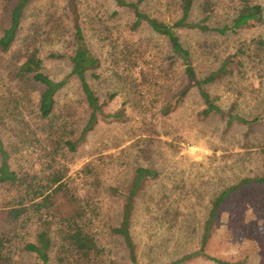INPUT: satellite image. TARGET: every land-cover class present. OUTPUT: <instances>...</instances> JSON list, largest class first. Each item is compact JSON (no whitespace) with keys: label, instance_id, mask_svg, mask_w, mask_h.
Masks as SVG:
<instances>
[{"label":"trees","instance_id":"trees-1","mask_svg":"<svg viewBox=\"0 0 264 264\" xmlns=\"http://www.w3.org/2000/svg\"><path fill=\"white\" fill-rule=\"evenodd\" d=\"M38 1L0 0V264H116L108 240L123 247L130 264H142L133 218L141 194L161 173L137 164L126 190L111 187L121 207L117 218L107 223L101 174L87 165L80 172L87 187H80L68 176L70 158L101 122L127 124L134 112L147 111L148 105L166 116L193 92L204 106L201 117L218 116L227 120V127L238 124L250 134L260 118L225 111L211 93L241 65L237 55L220 61L214 46L197 48L185 43L183 35L226 37L255 28L264 23V7L257 0H234L233 15L223 21V0H110L133 14L132 24L124 27L118 24V11L84 9L81 0H66L62 10L30 13ZM152 4L164 10L163 18L148 11ZM87 25L106 35L112 49L116 91L105 98L92 85L100 79L102 65L88 44ZM145 29L155 40L137 37ZM67 43L71 72L57 82L47 73L45 61L65 55L51 50L44 56V50ZM257 49L264 58V39L257 41ZM211 55L212 64L206 67L203 61ZM72 81L80 91L79 110L58 101ZM119 96L126 99L122 108L108 112ZM145 128L144 132H156L147 124ZM249 186L264 187V174L222 190L203 226L199 251L165 264H186L199 257L212 264H240L206 255L204 249L221 207ZM177 219V213L167 211L161 222L174 227Z\"/></svg>","mask_w":264,"mask_h":264},{"label":"rangeland","instance_id":"rangeland-1","mask_svg":"<svg viewBox=\"0 0 264 264\" xmlns=\"http://www.w3.org/2000/svg\"><path fill=\"white\" fill-rule=\"evenodd\" d=\"M81 1L84 9L91 7L95 12L118 11V24L124 27L134 21L131 12L117 8L110 0ZM223 1L220 17L224 21L233 15L237 3ZM257 2L264 7V0ZM65 6L66 0H40L31 7L30 13L40 9L62 10ZM148 9L151 14L164 17V10L158 4ZM85 33L92 52L102 65L100 79L92 80V85L105 98L116 91L110 42L106 35L88 25ZM137 37L155 40L147 29ZM259 39H264V23L226 37L183 35L185 43L197 48L214 46V55H218L220 61L237 55L241 65L237 64L234 74L217 83L211 93L219 97V104L225 111L248 119L260 118L261 122L250 134L246 127L238 124L227 127V120L218 116L201 117L204 106L193 92L166 116L148 105L147 111L142 108L134 112L132 121L127 124L101 122L86 144L70 158L68 176L80 187H87L80 174L87 165L94 166L101 174L102 191H107L101 198L107 223L117 218L121 207V199L109 192L111 187L126 190L137 164L153 167L161 173L160 179L141 194L133 218L132 234L142 264L170 263L199 251L203 226L217 195L243 178L264 174V58L257 49ZM70 48L67 43L44 50V56L51 50L65 55L63 59L45 61L47 73L57 82L71 72ZM212 61L213 56L203 62L209 67ZM79 92L77 83L72 81L62 89L59 105H72L79 110ZM125 100L124 96L117 97L106 110L114 112L122 108ZM146 124L156 132H144ZM167 211L178 215L174 227L161 222ZM106 232L102 227L101 234L104 236ZM108 241L116 264H130L123 247ZM204 253L233 263L264 264V187L249 186L228 199L220 209ZM186 264L212 263L199 257Z\"/></svg>","mask_w":264,"mask_h":264}]
</instances>
